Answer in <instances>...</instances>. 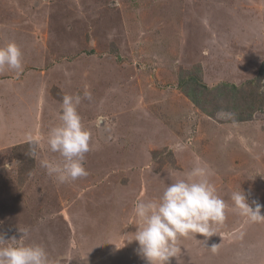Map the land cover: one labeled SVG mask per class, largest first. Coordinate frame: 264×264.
<instances>
[{
	"label": "rangeland",
	"instance_id": "1",
	"mask_svg": "<svg viewBox=\"0 0 264 264\" xmlns=\"http://www.w3.org/2000/svg\"><path fill=\"white\" fill-rule=\"evenodd\" d=\"M13 42L23 70L0 71V232L17 239L10 245L39 244L49 264H146L126 241L135 204L202 168L225 219L206 245L201 234L181 237L170 264H264L263 235L255 246L230 229L264 228L230 198L242 191L264 213V109L244 121L210 117L179 86L197 66L209 86L243 87V115L264 103V0H0V47ZM85 91L88 174L61 184L41 167L61 160L47 135L62 96Z\"/></svg>",
	"mask_w": 264,
	"mask_h": 264
},
{
	"label": "clouds",
	"instance_id": "2",
	"mask_svg": "<svg viewBox=\"0 0 264 264\" xmlns=\"http://www.w3.org/2000/svg\"><path fill=\"white\" fill-rule=\"evenodd\" d=\"M5 69L15 72L23 70L22 53L14 42L0 47V71ZM83 98L91 101L92 95L85 91ZM81 99L79 94L62 96L59 112L61 123L52 127L47 135L49 150L58 153L61 160L58 163L42 160L41 167L49 177L61 184L88 174L84 160L85 154L90 151L91 135L84 128L77 111ZM217 116L220 119H231L234 114L220 112ZM104 131L110 129L105 128ZM29 143L30 149L37 144L31 138ZM176 147L183 148L182 145ZM230 198L240 214L248 216L253 222L264 221L262 206L256 203L253 209L242 191L233 192ZM225 207V201L216 194L205 170L194 168L186 173L184 179L168 184L158 200H140L135 204L133 211L137 230L133 238L126 241L138 243L136 252L146 264H170V258L177 257L181 252L178 247L181 237L192 235L196 238V234H201L205 237V245L207 244V238L215 234V226L225 219ZM28 235L27 229L22 231V237ZM10 240L17 239H6L5 234L0 232V264H49L48 254L43 246L10 245ZM210 248L215 251L216 244Z\"/></svg>",
	"mask_w": 264,
	"mask_h": 264
},
{
	"label": "trees",
	"instance_id": "3",
	"mask_svg": "<svg viewBox=\"0 0 264 264\" xmlns=\"http://www.w3.org/2000/svg\"><path fill=\"white\" fill-rule=\"evenodd\" d=\"M202 70L197 66L192 67L189 71H181L179 76V86L183 93L187 95L193 103L210 117H214L218 112L233 111L234 118L240 117L238 120H250L255 111L264 109V91L261 104L255 105L245 115L239 109L243 101L239 96L242 86L235 83L222 82L215 86L206 84L202 77ZM264 77V69L261 70L259 78ZM254 81H249L252 83ZM259 89V87H258ZM256 109V110H255ZM238 111V112H237Z\"/></svg>",
	"mask_w": 264,
	"mask_h": 264
},
{
	"label": "crops",
	"instance_id": "4",
	"mask_svg": "<svg viewBox=\"0 0 264 264\" xmlns=\"http://www.w3.org/2000/svg\"><path fill=\"white\" fill-rule=\"evenodd\" d=\"M83 98V97H82ZM17 107H20V109L21 110H24V109H30V107L29 108H24V105L23 104H21V105H18ZM5 111H1V115L4 113ZM6 115V114H5ZM10 115H13L12 113H10ZM263 212V211H262ZM264 214V213H263ZM262 213H261V215H263ZM263 223H264V221H262ZM232 228H234L235 229V235H241L242 234V237L244 236V237H246L247 235H249V234H252L253 236H255V246L256 245H259V236L260 235H263V237H264V228H258V227H253V226H251L249 229H247V230H237V228L234 226H232V227H230V229H232ZM230 229H228V231L230 232ZM221 232V231H220ZM242 232H245V233H242ZM241 237V238H242ZM237 239H238V237H237ZM237 242H239V239H238V241ZM239 261L240 260H238L237 259V257L235 256V257H233V264H236V263H239ZM227 264H231V262H229V263H227Z\"/></svg>",
	"mask_w": 264,
	"mask_h": 264
}]
</instances>
